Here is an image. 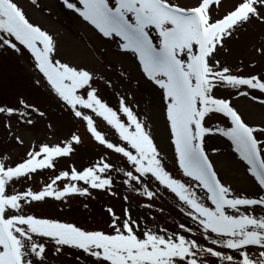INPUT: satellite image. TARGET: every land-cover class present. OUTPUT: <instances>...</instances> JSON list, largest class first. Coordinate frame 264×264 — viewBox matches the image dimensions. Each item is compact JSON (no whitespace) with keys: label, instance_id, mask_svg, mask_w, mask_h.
Here are the masks:
<instances>
[{"label":"snow or ice","instance_id":"obj_1","mask_svg":"<svg viewBox=\"0 0 264 264\" xmlns=\"http://www.w3.org/2000/svg\"><path fill=\"white\" fill-rule=\"evenodd\" d=\"M63 4L92 30L85 34L87 58L62 55L56 35L32 20L20 0H0V49L27 50L40 77L34 83L43 81L105 150L86 166H58L82 142L72 132L55 142L34 141L16 161L0 159V264H264V119L247 120L233 102L234 94L264 106V69L233 70L222 60L241 29L253 21L264 25V0ZM253 47L264 60V42ZM259 62L251 59L248 67ZM133 64L137 87L143 79L157 96L171 157L158 142L151 109L141 115L135 94L121 91L118 81L133 82ZM46 115L23 95L15 103L0 101V125L21 145L18 128ZM101 120L111 136L99 127ZM47 127L53 131L51 122ZM213 136L230 141L255 192L238 190L220 173L212 155L221 149L208 143ZM45 170L53 173L47 181L29 183ZM117 179L150 211L134 213L125 194L120 211L105 205V230L37 214L33 207L49 198L91 195L90 189L118 196ZM164 192L179 210L175 222L156 218V198Z\"/></svg>","mask_w":264,"mask_h":264},{"label":"rangeland","instance_id":"obj_2","mask_svg":"<svg viewBox=\"0 0 264 264\" xmlns=\"http://www.w3.org/2000/svg\"><path fill=\"white\" fill-rule=\"evenodd\" d=\"M20 2L24 5L26 13L32 20L41 23L56 35L62 55L70 59L87 58L84 47L86 43L85 34L92 35V30L85 25L82 18L74 10L68 9L63 4V0H35V3L33 0H20ZM183 2L190 3L193 0H183ZM232 2L234 0H225V6ZM46 9L50 11H46ZM262 42H264V25L253 21L246 28L241 29L238 36H234L229 41V51L222 57V60H226L233 67V70L261 71V69H264V60L257 55L253 45L258 46ZM108 55L113 59L116 58L111 51ZM251 59L260 61L255 69L248 67ZM240 62L245 64L244 69H240ZM131 75L134 78L132 83L127 80L118 81L119 84L123 85L121 91L128 89L135 94L136 102H139L142 110L141 115L146 114L145 109H151L158 133V142L161 143L162 147L168 152L169 157H171L172 150L163 136V122L155 108L157 96L154 90L144 83L143 79H140L137 87L135 78L139 77V73L136 71L134 64L132 65ZM37 79H40V77L32 66L31 56L27 50L24 51L23 55H20L11 49H0V101L15 103L17 96L23 95L30 102L36 103L47 110V115L44 117L37 116L33 125L18 128L24 137L22 145L6 135L4 127L0 125V159L10 157L13 161H16L24 156L34 141L55 142L57 139L63 140L72 132H78L82 137V142L75 145V151L71 156L61 160L58 166L67 167L74 163L77 167H82L94 161L97 155L102 154L105 149L90 136L82 121L71 116L67 109L61 108L43 81L39 86L34 83ZM105 95L111 104L116 103V97L110 92L106 91ZM233 102L247 120L259 121L264 119V106L251 101L250 98H237L233 94ZM49 122L53 125V131L51 132L47 127ZM98 123L99 127L111 136L110 127L106 122L101 120ZM208 143L211 147L221 149L219 153L213 154L212 158L225 179L229 180L238 190L249 193L255 192L256 184L246 175L244 164L235 154L230 141L220 136H213ZM169 166H172L171 159H169ZM52 174L51 170H45L29 183L34 187H39ZM114 188L119 193L118 196L105 193L102 190L90 189L91 195L70 194L69 198L63 201L49 198L46 204L34 205L33 207L37 214L66 219L90 228L102 227L105 230H109L105 205L113 204L116 206L117 211H120L126 203L122 199L125 194L130 196L128 203L133 205L134 213L143 215L150 211L143 208V198L128 189V186L121 183L119 179H117ZM156 199L158 204L156 218L158 221L169 223L177 221L180 213L175 207L172 195L164 192L158 194ZM159 208H164L165 211L160 212Z\"/></svg>","mask_w":264,"mask_h":264}]
</instances>
